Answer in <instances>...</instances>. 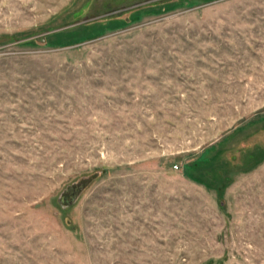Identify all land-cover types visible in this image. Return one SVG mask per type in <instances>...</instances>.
<instances>
[{"label":"rangeland","instance_id":"374dc122","mask_svg":"<svg viewBox=\"0 0 264 264\" xmlns=\"http://www.w3.org/2000/svg\"><path fill=\"white\" fill-rule=\"evenodd\" d=\"M0 264H264V0H0Z\"/></svg>","mask_w":264,"mask_h":264},{"label":"crops","instance_id":"0c3cea01","mask_svg":"<svg viewBox=\"0 0 264 264\" xmlns=\"http://www.w3.org/2000/svg\"><path fill=\"white\" fill-rule=\"evenodd\" d=\"M237 132H238L237 129H233L218 141H245V139L238 138L239 135H237Z\"/></svg>","mask_w":264,"mask_h":264}]
</instances>
